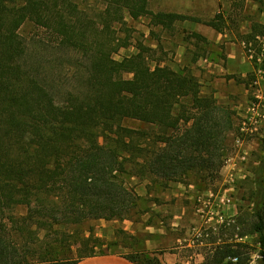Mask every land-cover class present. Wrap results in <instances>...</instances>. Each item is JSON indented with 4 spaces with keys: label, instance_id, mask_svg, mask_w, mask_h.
I'll list each match as a JSON object with an SVG mask.
<instances>
[{
    "label": "trees",
    "instance_id": "obj_1",
    "mask_svg": "<svg viewBox=\"0 0 264 264\" xmlns=\"http://www.w3.org/2000/svg\"><path fill=\"white\" fill-rule=\"evenodd\" d=\"M97 1L104 9L89 13L77 0H0V264H29L32 254L31 246L7 233L6 211L15 206L28 209L25 223L38 218L49 229L123 219L138 198L124 176L168 187L195 175L213 185L227 163L232 108L204 94L193 75L160 64L153 68L151 49L143 43L136 55L114 57L132 45L130 35L121 38L115 30L126 24V15L149 18L167 31L178 22L201 21L155 13L152 0ZM27 22L45 36L24 38L20 29ZM208 25L223 31L215 21ZM127 119L147 128H127ZM263 171L264 158L249 205H240L238 215L219 227L241 240L257 237L262 264ZM29 232L21 242L41 241L39 232ZM246 249L236 240L218 244L202 264H250ZM84 253L74 262L43 254L36 264H78ZM127 259L162 264L156 256Z\"/></svg>",
    "mask_w": 264,
    "mask_h": 264
},
{
    "label": "rangeland",
    "instance_id": "obj_2",
    "mask_svg": "<svg viewBox=\"0 0 264 264\" xmlns=\"http://www.w3.org/2000/svg\"><path fill=\"white\" fill-rule=\"evenodd\" d=\"M77 2L81 9L89 13L104 9L103 2L97 0ZM151 9L155 13L187 15L200 19L202 23L197 24L194 30V23L179 22L174 30L167 31L153 27L149 18L135 21L126 15V24L116 25L115 30L121 38L130 35L132 45L122 49L114 57L121 61L136 55L137 46L143 43L151 49L149 59L153 68L160 64L182 75H193L204 93L209 91L207 93L245 95L244 100H239V103L231 101L233 107H236L234 132L239 140H245L250 145L252 157L258 166H248L246 161L243 162L242 168L252 175L236 182L232 197L239 201V205L247 206L255 192L253 181L264 158V122L261 123L260 130L254 133H242L236 125L239 126L249 116V109L253 104L261 101L264 106V3L259 4L253 0H152ZM212 21L220 24L222 33L208 25ZM197 30H202L209 41L204 43L194 38L192 34ZM20 34L24 38H31L34 34L45 36L31 22L20 29ZM229 52L233 55L231 58ZM198 57L201 58L199 61ZM123 126L135 130L147 128L131 119L125 120ZM235 155L237 144L228 148V158ZM128 170L130 171V166ZM123 182L138 197L136 206L123 219L87 220L81 225H55L53 229H49L41 228L37 224L38 218L25 223L28 209L25 206H15L6 211L4 221L8 226L7 233L17 238L19 243L31 246L29 264L39 263L43 254H47L49 260L74 262L79 259L80 251H86V258L98 255L159 258L161 252L141 249H145L147 241L152 240V231L162 227L168 229L174 238L181 239L180 246L185 261L194 259L193 262L198 264L201 258L197 254H208L218 244L236 240L248 246L246 252L252 257L250 264H262L257 237L248 236L241 240L234 237L231 231L219 232L225 219H220V216H224L223 207L206 195L212 190L218 193L222 179L211 185L204 183L200 177L191 175L184 184L185 187L179 188V191L178 184L170 183L168 187H164L160 182L141 180L131 175L124 176ZM178 215L181 222L173 231L171 224ZM216 217L219 222L214 219ZM13 221L18 222V225ZM29 230L39 232L41 241L26 242L22 239L21 242L22 236L30 235Z\"/></svg>",
    "mask_w": 264,
    "mask_h": 264
},
{
    "label": "crops",
    "instance_id": "obj_3",
    "mask_svg": "<svg viewBox=\"0 0 264 264\" xmlns=\"http://www.w3.org/2000/svg\"><path fill=\"white\" fill-rule=\"evenodd\" d=\"M200 20V19H199ZM201 21V20H200ZM185 22H190L194 23L193 24V29L196 30L195 26H198L197 24H201V22H193V21H185ZM179 23V22H178ZM177 23V24H178ZM176 26V25H175ZM211 27V26H210ZM212 29L216 30L215 28L211 27ZM218 31V30H217ZM219 33H222V31H218ZM192 35H199L200 37L203 38L199 39L195 36L194 38H197L198 41L201 42H208L209 40L207 39L208 36L201 30V31H196V33ZM229 47V45H228ZM233 55L229 52V58H231ZM201 58H197L199 61ZM204 58H202L203 60ZM209 92V91H207ZM204 93L207 95H214V97L217 99L218 103L223 106H229L232 108L234 111L236 107H233L232 100L235 102L239 103V100H244L245 95L242 96H237V95H222V94H211V93ZM236 128L238 129L239 126L236 125ZM243 141V142H241ZM239 143L238 136L236 135V132H233L228 135L227 140H226V146L229 148L231 146H234L237 144V155L234 157L228 158V162L226 166L222 169L221 171V189L219 192H214L208 191L206 197H210L211 201L214 200L215 204L218 203L220 207H223V213H224V218L225 219H231L233 217H236L239 213V201H236V198L232 197V194H234L235 187H236V182L245 180L247 176L252 175V173L248 170H245V168H242L243 162L246 161L248 163V166L250 165H256L258 166V163L254 162V159L252 157V151L251 147L249 144L246 143L245 140H241ZM178 184V191L185 187L184 184L182 183H175ZM180 188V189H179ZM190 198V197H189ZM204 198V197H201ZM230 198L231 204L230 205H225L224 199ZM201 202V199H200ZM198 217V215H197ZM199 218V217H198ZM202 219V218H201ZM218 222L219 220L216 218ZM181 218L178 216H175L171 226L174 228L172 229L173 231L176 230V227L179 225ZM204 230V227L202 228ZM153 236L151 237V241H147L145 249H141L143 251H149V252H161L159 255V259L162 264H195L192 261H185L182 257V247L180 246L181 244V239L179 237L174 238L171 236L170 231L168 229L162 227V228H156L155 230L152 231ZM197 257L201 258L199 261L200 264L204 262V254H197ZM198 263V264H199ZM78 264H135L131 262L129 259H127L126 256L123 255H98V256H92L85 258L81 260Z\"/></svg>",
    "mask_w": 264,
    "mask_h": 264
},
{
    "label": "built area",
    "instance_id": "obj_4",
    "mask_svg": "<svg viewBox=\"0 0 264 264\" xmlns=\"http://www.w3.org/2000/svg\"><path fill=\"white\" fill-rule=\"evenodd\" d=\"M260 100H263L262 97H258ZM263 103L260 101L253 104L249 109V116L239 125V130L242 133H254L260 130L261 123L264 122V108ZM241 140H239L240 143ZM231 199H224L225 205L231 204ZM206 204V203H205ZM220 219L223 221L224 216H220ZM233 263L237 262V259L232 260Z\"/></svg>",
    "mask_w": 264,
    "mask_h": 264
}]
</instances>
